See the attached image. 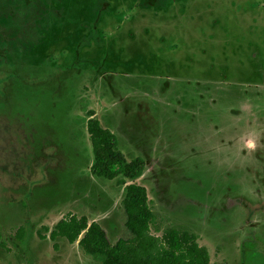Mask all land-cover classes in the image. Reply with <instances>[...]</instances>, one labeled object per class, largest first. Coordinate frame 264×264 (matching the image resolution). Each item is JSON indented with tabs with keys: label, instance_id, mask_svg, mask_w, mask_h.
Masks as SVG:
<instances>
[{
	"label": "rangeland",
	"instance_id": "rangeland-1",
	"mask_svg": "<svg viewBox=\"0 0 264 264\" xmlns=\"http://www.w3.org/2000/svg\"><path fill=\"white\" fill-rule=\"evenodd\" d=\"M100 1L66 0L67 20L85 33L89 25L78 11ZM131 2L113 0L117 12L104 32L132 17L118 38L126 54L144 60L108 72L117 98L103 95L112 100L104 104L117 147L127 158H146L133 180L84 177L68 162L70 145L62 155L32 148L27 122L46 130L40 113L51 105L58 79L50 80L62 70L20 71L0 61V264H102L78 241L52 240L44 226L75 212L100 222L111 242L127 237L122 199L131 181L146 187L159 230L172 221L188 225L200 232L212 261L264 264V0H188L186 8L145 15L128 8ZM63 72L55 105L61 127L49 126L65 138L67 100L76 99L82 80L96 87L100 79ZM140 97L150 105L147 119L135 117ZM21 225L23 240L15 235Z\"/></svg>",
	"mask_w": 264,
	"mask_h": 264
},
{
	"label": "flooded vegetation",
	"instance_id": "flooded-vegetation-1",
	"mask_svg": "<svg viewBox=\"0 0 264 264\" xmlns=\"http://www.w3.org/2000/svg\"><path fill=\"white\" fill-rule=\"evenodd\" d=\"M131 1L133 2L129 3L128 8L131 6V10L132 8L142 9L143 15L147 13V10L157 14L168 7L186 8L188 2V0L183 3H180L183 0ZM112 3L113 0H104L98 2V4H91L82 11L79 10L78 12H82L83 20L89 25V30L82 33V29L76 24L75 19L73 23L67 20L66 0H0V61L18 66L20 71L37 68L50 73L55 68L62 70L61 75L50 80L55 81L58 79V85L52 86L54 90H52L49 100L51 105L45 113H40L41 117L46 119L47 128L43 130L44 123H41L38 124L40 130L35 128L33 131V127L30 129L31 123L27 122L30 138L28 144L37 151L52 150L57 152V155H62V152L66 150V145L72 146L71 159L68 162H71L70 166L75 171H84L86 173L84 177L86 178L89 176L102 177L94 173L93 170L94 155L89 133L90 121L92 119L97 120L101 126L109 128L116 138V131L108 123V119L111 117V113H107V111H110L108 109L109 104H104L106 100V96L103 95L104 92H109L111 96L117 98V89L111 83V76L108 74L119 66H128L130 63L142 65L140 63L144 60L141 57H130L126 54L122 46L121 39L123 37L118 38L119 34L123 33L126 25L134 23L132 17L127 22L117 21V25L114 24L110 34H105L104 30L110 25L114 12H117L116 6H114V10L112 9ZM126 31L129 36H135L133 30L127 28ZM141 32L148 33L146 30H141ZM104 36L107 42L106 47L104 46ZM124 37L127 38V36ZM123 55H126V61L122 60ZM133 55L137 56V51ZM69 56H71L70 62ZM74 65H77L78 68H75ZM90 65L97 66V70H93ZM70 70L83 71L84 73L89 71L94 75V79H100V84L92 87L90 83L85 82L86 79L82 80L76 85V99H66L71 114L64 120V125L69 133L63 138V136L57 134L54 128L49 126V123L56 128L61 127L57 120L58 112L55 115V105L58 106L61 97L59 89L65 86L61 84V77L67 75L63 71ZM87 80L91 81V78H87ZM94 88L97 89L96 92L99 95H94ZM55 91L58 94H54ZM106 102L111 103L112 100H106ZM149 107L150 105L144 97H140L136 100L135 117L147 119V114H150ZM37 114L39 113L35 115ZM82 151H84V154ZM141 157L146 161L144 156ZM72 195L87 200L82 192H72ZM72 195L62 198H71ZM153 210L156 211L154 208ZM81 215L87 216V214ZM91 221L97 220L89 219V222ZM174 224V221L169 222L166 227L173 226L191 230L199 240V236H201L199 231L188 225L177 226Z\"/></svg>",
	"mask_w": 264,
	"mask_h": 264
},
{
	"label": "trees",
	"instance_id": "trees-1",
	"mask_svg": "<svg viewBox=\"0 0 264 264\" xmlns=\"http://www.w3.org/2000/svg\"><path fill=\"white\" fill-rule=\"evenodd\" d=\"M89 133L93 144L94 173L106 178L121 176L120 180L124 181L133 180L142 172L144 158H127L117 147V140L109 128L92 119ZM122 203L130 233L114 242L109 240L99 222H89L86 215L76 213H67L52 227L44 226V229L52 240L64 237L69 242L78 241L86 253L102 264H224L211 260L207 247L199 243L193 231L173 226L159 230L155 225L156 212L143 184L128 182ZM25 234L23 225L16 229L19 240H23Z\"/></svg>",
	"mask_w": 264,
	"mask_h": 264
}]
</instances>
